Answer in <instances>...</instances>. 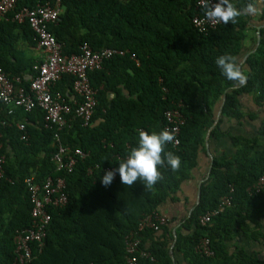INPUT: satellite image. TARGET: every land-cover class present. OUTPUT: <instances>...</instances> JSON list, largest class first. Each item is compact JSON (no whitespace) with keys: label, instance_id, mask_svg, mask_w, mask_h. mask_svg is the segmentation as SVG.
<instances>
[{"label":"trees","instance_id":"trees-1","mask_svg":"<svg viewBox=\"0 0 264 264\" xmlns=\"http://www.w3.org/2000/svg\"><path fill=\"white\" fill-rule=\"evenodd\" d=\"M46 0H18L17 9L35 7ZM200 0H64L59 18L49 24L50 31L63 43L66 54L80 53L88 42L93 49L128 50L104 61L101 69L89 72L92 86L98 90V105L89 125L78 118L61 130L63 144L71 150L82 149L87 156L78 157L71 171L58 170L52 161L56 152V127H48L44 111H31L8 106L0 100V122L3 143L0 154L6 155L4 173L0 176V264H13L15 238L32 228L40 217L32 214V194L25 178L33 173L38 180L61 175L66 180L68 201L61 206H48L51 219L42 235L43 246L31 242L32 260L27 264H127L126 236L135 231L142 217L158 211L176 194L182 183L192 176L198 158L207 153L208 138L229 137L222 125L229 119L240 125L255 114L244 113L242 94H253L256 104L264 107V10L259 17L260 44L242 64L247 67L245 86H234L221 73L215 60L223 54L238 59L242 43L257 26L250 21L255 12L245 13L238 23L219 25L200 32L195 17L205 15ZM264 0H232L256 11ZM10 12L0 19V67L9 78L20 77V85L29 90L31 79L43 61L30 55L29 48L38 45V36L28 21L13 20ZM135 54V57H133ZM74 76L63 74L53 85L54 92L74 95ZM73 93V94H72ZM226 100L218 121L224 94ZM72 94V95H71ZM67 98V99H68ZM177 108L184 117L180 143L173 142L165 151L178 155L181 167L173 172L161 168L163 179L147 190L137 181L131 187L121 183L119 174L109 186L101 179L104 167H119L130 151L138 146L139 131L151 134L165 130V112ZM253 137L231 135L235 146L232 155H214L210 176L202 183L201 202L186 216L182 224L189 233L177 232L175 249L190 264H264V260L243 251L231 253L227 241L243 233L257 238L252 227L264 219V190L250 193L264 172V117ZM18 122L26 128L19 129ZM27 136V139L23 138ZM234 186L233 204L212 221L202 226L199 217L216 208L221 198ZM170 221L155 231L147 229L141 237L140 249L151 257H140L139 264H172ZM203 237H209L214 256L196 251Z\"/></svg>","mask_w":264,"mask_h":264},{"label":"built area","instance_id":"built-area-1","mask_svg":"<svg viewBox=\"0 0 264 264\" xmlns=\"http://www.w3.org/2000/svg\"><path fill=\"white\" fill-rule=\"evenodd\" d=\"M64 0H46L35 7L23 6L16 10L18 0H0V19L7 18L10 12L13 13V20L20 23L28 21L38 36V45L44 52V60L37 65L38 73L31 79L29 90L20 85V77L11 79L5 70L0 67V100L8 106V112L12 114L15 108H23L25 111H31L35 107H40L44 111V121L48 127H56L55 133L56 152L52 161L57 164L58 170L67 169L71 171L77 162L78 157H86L87 153L80 148L74 151L66 147L61 139L60 132L65 127H70L71 122L80 119L83 125L92 123L93 116L98 105L97 93L89 78V72L101 69L105 60L115 55H125L128 50L117 48H102L95 50L88 42L81 45L80 53L66 54L63 51V43L50 31L49 24L55 22L63 11ZM212 3L217 0H211ZM202 6V0L199 1ZM195 27L200 32H208L216 28L219 24H213L207 20L205 15L195 17L193 20ZM135 57V54H133ZM63 74L74 76L73 90L74 96L68 98L60 91L54 92L53 85ZM68 98V99H67ZM167 124L165 129L175 132L174 144L180 143L181 125L184 123V117L177 108L169 109L165 112ZM6 121L0 122L5 125ZM19 129H25L24 122H18ZM2 132L0 130V137ZM24 139L27 136L23 135ZM3 143L0 140V149ZM6 155L0 154V176L4 173V164ZM115 167H104L106 171L113 170ZM117 175V173H116ZM25 182L32 194L34 217H40L39 221L18 234L15 238L16 256L13 264H27L32 260L33 247L31 242L37 240L39 248L43 246L42 235L45 225L51 219L47 207L65 205L68 201L66 193V180L61 175H49L43 180H38L33 173L25 178ZM264 190V172L259 179L248 188L250 193H259ZM234 186L231 185L230 193L224 195L219 205L202 214L199 217V223L202 226L208 225L212 219L223 213L233 204ZM168 218L165 214L158 211L148 213L142 217L135 231L126 236V263L139 264L140 257H154L146 251L140 249L141 237L147 229L158 231L161 226L167 223ZM196 251L204 256H214L215 251L211 246L209 237H203L196 245Z\"/></svg>","mask_w":264,"mask_h":264},{"label":"crops","instance_id":"crops-1","mask_svg":"<svg viewBox=\"0 0 264 264\" xmlns=\"http://www.w3.org/2000/svg\"><path fill=\"white\" fill-rule=\"evenodd\" d=\"M258 6L257 11H255V14L252 16V20L250 21L251 27H256L259 24V17L263 13V2L260 1ZM251 30L254 31L253 29ZM252 34L253 32H250L242 43V50L238 57V59L241 60V64H243L248 56L258 47L257 40L254 41L252 39ZM29 53L42 61L44 60V52L39 45L29 48ZM244 69L247 71L246 66H244ZM73 96L74 95H69L70 98ZM241 101L243 103L244 113L246 115L255 114L257 117L255 119L248 117L241 125L234 119H227L222 125V128L230 132L229 137L216 139L208 138L207 136V153H202V155L199 156L197 166L192 170V176L182 183L180 190L176 194L177 199L170 198L160 206L161 213L165 214L170 221L169 227L171 229V233L174 235L173 242L171 241L169 245V248L171 249L173 247L174 251L173 253H170L172 256V264H190L184 254L175 249L177 240V236L175 237V235L180 230L183 233H189L188 230L182 227V224L186 220V216H190L191 209L196 204L199 185L208 178L211 155H232L236 148L232 142V138H230L231 135L253 137L257 134L259 128L261 127V119L264 117V107L261 108L257 106L253 94H242ZM262 141L264 144V139H262ZM252 227L256 233H261L262 235L257 238H249L243 233H240L236 235L234 239L227 241V249L231 253H239L240 251H243L248 256L264 260V219L260 220L259 227H256L255 225H252Z\"/></svg>","mask_w":264,"mask_h":264},{"label":"clouds","instance_id":"clouds-1","mask_svg":"<svg viewBox=\"0 0 264 264\" xmlns=\"http://www.w3.org/2000/svg\"><path fill=\"white\" fill-rule=\"evenodd\" d=\"M205 9V17L213 24L223 23L225 25L238 23V18L245 13L255 12L256 9L249 4L246 9L238 8L232 0H202ZM216 65L227 80L233 82L234 86H245L248 75L244 66L231 54H223L216 58ZM138 146L133 148L125 159L119 162V167L106 171L101 179L104 186H109L118 172L123 185L131 187L135 182L140 181L145 189L151 190L163 179L160 171L165 165L173 172L181 167V159L172 152L165 151L167 144L174 142L175 132L167 129L159 133L153 131L149 134L146 131H139Z\"/></svg>","mask_w":264,"mask_h":264},{"label":"water","instance_id":"water-1","mask_svg":"<svg viewBox=\"0 0 264 264\" xmlns=\"http://www.w3.org/2000/svg\"><path fill=\"white\" fill-rule=\"evenodd\" d=\"M260 29H261V27L258 26V27H257V32H258L257 46H259V44H260V39H261V38H260V34H261ZM225 100H226V93L224 94L223 101H222V105H221V107H220V109H219V111H218V117H217V119H216V122L218 121L220 115L222 114V107H223V104H224ZM213 160H214V156L211 155V164H210V167H209L208 177L210 176V172H211V169H212ZM201 187H202V184L199 185L198 192H197V201H196L195 206L191 209V212H192V211L196 208V206L201 202V197H202V189H201ZM174 232H175V230H174ZM175 233H176V232H175ZM175 237H176V235H175ZM173 252H174V251H173V247H172V248L170 249V253H173Z\"/></svg>","mask_w":264,"mask_h":264},{"label":"rangeland","instance_id":"rangeland-1","mask_svg":"<svg viewBox=\"0 0 264 264\" xmlns=\"http://www.w3.org/2000/svg\"><path fill=\"white\" fill-rule=\"evenodd\" d=\"M250 32H252L251 29H248V30L246 31V33H247L248 35H249ZM247 43H248V40H247Z\"/></svg>","mask_w":264,"mask_h":264}]
</instances>
